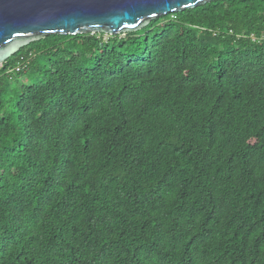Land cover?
Wrapping results in <instances>:
<instances>
[{"label": "trees", "instance_id": "16d2710c", "mask_svg": "<svg viewBox=\"0 0 264 264\" xmlns=\"http://www.w3.org/2000/svg\"><path fill=\"white\" fill-rule=\"evenodd\" d=\"M106 35L0 64V264H264V0Z\"/></svg>", "mask_w": 264, "mask_h": 264}, {"label": "water", "instance_id": "95a60500", "mask_svg": "<svg viewBox=\"0 0 264 264\" xmlns=\"http://www.w3.org/2000/svg\"><path fill=\"white\" fill-rule=\"evenodd\" d=\"M213 0H0V64L51 34L136 32Z\"/></svg>", "mask_w": 264, "mask_h": 264}, {"label": "built area", "instance_id": "2783aa9c", "mask_svg": "<svg viewBox=\"0 0 264 264\" xmlns=\"http://www.w3.org/2000/svg\"><path fill=\"white\" fill-rule=\"evenodd\" d=\"M30 63V58H27L26 56H21L18 64L15 67L16 71H21L24 69L28 64Z\"/></svg>", "mask_w": 264, "mask_h": 264}, {"label": "rangeland", "instance_id": "374dc122", "mask_svg": "<svg viewBox=\"0 0 264 264\" xmlns=\"http://www.w3.org/2000/svg\"><path fill=\"white\" fill-rule=\"evenodd\" d=\"M108 37V35H106V38Z\"/></svg>", "mask_w": 264, "mask_h": 264}]
</instances>
